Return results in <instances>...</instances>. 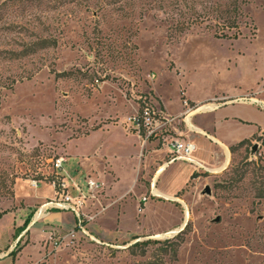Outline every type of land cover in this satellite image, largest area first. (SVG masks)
Masks as SVG:
<instances>
[{"label": "rangeland", "instance_id": "374dc122", "mask_svg": "<svg viewBox=\"0 0 264 264\" xmlns=\"http://www.w3.org/2000/svg\"><path fill=\"white\" fill-rule=\"evenodd\" d=\"M161 5L0 0V249H10L6 257L15 264H264V0L241 7L242 36L235 40L216 39L203 26L179 32L176 12ZM35 37L56 45L22 57ZM161 94L174 110L181 102L184 113L169 116L176 120L166 132L150 138L160 146L166 136L184 139L187 113L213 102L232 104L221 112L251 122L221 126L229 142L256 137L220 172L197 173L180 188L170 201L175 214L140 213L149 196H126L145 199L124 207L121 236L128 239L95 234L93 225L110 208L99 193L83 209L92 218L87 234L58 229L50 238L35 219L41 206H26L39 187L31 183L57 182L53 164L61 157L62 174L83 193L79 172L88 162L95 171L108 164L129 180L125 158L136 149L135 137L124 133L126 118L145 104L156 107ZM185 95L202 103L189 104ZM178 215L181 226L160 231L176 225Z\"/></svg>", "mask_w": 264, "mask_h": 264}, {"label": "crops", "instance_id": "0c3cea01", "mask_svg": "<svg viewBox=\"0 0 264 264\" xmlns=\"http://www.w3.org/2000/svg\"><path fill=\"white\" fill-rule=\"evenodd\" d=\"M242 97L243 96H238L235 99H240ZM218 98L227 97L222 96ZM159 100L160 104L155 103L156 108L165 116L178 117L184 113L181 102H179L180 108L174 110L170 108V105L166 102L165 95L161 94ZM251 100L257 101V98H252ZM186 101L194 106L202 103V101H194L187 97ZM208 105H212L213 108H210L207 111H200L199 109L189 111L184 119L186 126L184 127L185 131L183 132L185 136L184 140H187L194 145V151L190 156L193 163L182 161L169 162L170 149L163 144L160 146L159 139H149L142 147L137 135L131 132L127 133V131H124L123 129L126 136L135 137V144H133V147L136 150L134 152L130 151L125 158V163L130 168L129 180L122 181L121 177H119L114 170H111V168L108 170V164H104L102 170L99 171L92 169V166H95L93 162H88L87 165L81 167L82 171L80 170L79 174L83 175L84 182L86 179H89L90 174H92L96 177V180H98L97 183L103 186L102 190L98 192L100 194L98 197L101 201L100 203L104 205L110 204L109 210L101 216L96 224L93 225V229L96 231L95 234L102 237L104 240L107 238L118 240L128 239V236H121L123 231L122 222L125 217L124 207L127 203H135L139 206V203L143 198L141 197L137 203L135 200H131V202H128L127 200L125 201L124 198L129 194L142 195L144 193L146 196H149L145 203L142 204L143 208L140 213H147L156 208H160L169 214H175L170 201L180 188L187 187V185L194 179L192 176L205 171L208 173H215L222 169L230 159L231 147L235 146L242 140H248L255 136L253 133L247 135V137L238 138L229 142L227 139L229 135L221 133V126L230 125L232 128H237L244 125H251V122L221 112L222 109L231 106L232 104L228 105L226 102H219L215 105V102H213V104ZM139 109L140 108L138 107L135 111L137 112ZM78 166H80V163H78ZM85 175H89L88 178H86ZM36 189L35 198L29 200L30 202L26 204L27 208L31 206L40 207L54 198V189L52 185L44 183L40 184ZM159 199L162 201H159ZM37 217L40 218L45 227H54L62 231H69L74 228V217L68 212H61L52 209L44 211L42 214L38 213L35 216V219H37ZM144 217L145 214L143 215V218ZM182 224V219H180V215H178V222L176 225L160 229V231L164 232L165 230L177 226L179 227ZM27 225L29 227L32 225V222H28ZM6 228L9 230L12 239H19L21 234H18L16 237L13 231H10L7 226ZM151 231L156 232L158 230ZM129 235L130 238L134 237L133 240L138 239V234ZM0 251L3 252L2 256H5L0 259V263L8 259V264H15V261H11L6 257L10 249L4 252V248L1 247Z\"/></svg>", "mask_w": 264, "mask_h": 264}, {"label": "built area", "instance_id": "2783aa9c", "mask_svg": "<svg viewBox=\"0 0 264 264\" xmlns=\"http://www.w3.org/2000/svg\"><path fill=\"white\" fill-rule=\"evenodd\" d=\"M176 119L162 114L155 106L145 104L135 114L126 118L125 126L127 130L134 133L140 139V145L143 147L145 143L153 136H161L166 132V127ZM163 145L170 149L169 162L182 161L193 163L190 159L194 151V145L184 139H175L171 137H163ZM65 158L61 157L55 160L53 168L56 172L57 182L52 183L54 189V198L43 204L37 214H42L47 210H58L61 212H68L74 217V228L70 231L74 237L75 231L82 234H87V226L91 221V217L84 213V208L90 198L95 197L96 194L102 190L103 186L97 182L86 179L85 184L87 191L83 193L79 186L70 182L62 174L63 163ZM201 168L200 166H198ZM31 185L36 188L40 182L33 181ZM74 193V194H73ZM142 201H145L143 198ZM36 214V215H37ZM40 219V218H39ZM59 230L54 227L48 228L49 237L56 234L59 235Z\"/></svg>", "mask_w": 264, "mask_h": 264}, {"label": "trees", "instance_id": "16d2710c", "mask_svg": "<svg viewBox=\"0 0 264 264\" xmlns=\"http://www.w3.org/2000/svg\"><path fill=\"white\" fill-rule=\"evenodd\" d=\"M34 1V0H28ZM36 1V0H35ZM158 4V8L163 6L161 3L167 2V7L176 12L178 21L175 27L179 32L189 30L194 26H203L206 31H210L216 39L235 40L242 36L241 25L243 14L241 7L247 5L253 0H152ZM254 31V28H253ZM254 34V32H253ZM252 34V35H253ZM56 41L52 38L35 37L27 45L26 51L21 54L22 57L33 55L37 51H43L50 47H55ZM12 55H16L13 53ZM256 136L242 140L235 146H232L231 153L255 139ZM263 137V136H262ZM260 138V137H259ZM256 138V139H259ZM262 142L264 139H260ZM194 176H192L193 178ZM1 217V216H0ZM184 229V228H183Z\"/></svg>", "mask_w": 264, "mask_h": 264}, {"label": "bare ground", "instance_id": "6f19581e", "mask_svg": "<svg viewBox=\"0 0 264 264\" xmlns=\"http://www.w3.org/2000/svg\"><path fill=\"white\" fill-rule=\"evenodd\" d=\"M210 108H213V106L212 105H205V106H202V107H200L199 108V110L200 111H207L208 109H210ZM222 169H220V170H218V171H216L215 173H218V172H220ZM158 194V193H157ZM158 196V195H157ZM39 217H37V219H38Z\"/></svg>", "mask_w": 264, "mask_h": 264}, {"label": "water", "instance_id": "95a60500", "mask_svg": "<svg viewBox=\"0 0 264 264\" xmlns=\"http://www.w3.org/2000/svg\"><path fill=\"white\" fill-rule=\"evenodd\" d=\"M207 191H208V190H206V192H207ZM181 229H182V228H181ZM181 229H180V230H181ZM180 230H179V231H180ZM179 231H178V232H179Z\"/></svg>", "mask_w": 264, "mask_h": 264}]
</instances>
